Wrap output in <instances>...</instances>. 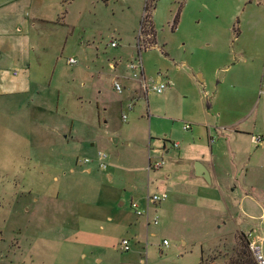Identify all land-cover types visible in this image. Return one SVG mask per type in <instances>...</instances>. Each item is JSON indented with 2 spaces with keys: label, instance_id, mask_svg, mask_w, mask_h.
I'll return each instance as SVG.
<instances>
[{
  "label": "rangeland",
  "instance_id": "1",
  "mask_svg": "<svg viewBox=\"0 0 264 264\" xmlns=\"http://www.w3.org/2000/svg\"><path fill=\"white\" fill-rule=\"evenodd\" d=\"M145 1L37 7L36 84L0 98V264H230L241 233L264 239V0H154V45ZM201 193L217 210L192 203Z\"/></svg>",
  "mask_w": 264,
  "mask_h": 264
},
{
  "label": "crops",
  "instance_id": "2",
  "mask_svg": "<svg viewBox=\"0 0 264 264\" xmlns=\"http://www.w3.org/2000/svg\"><path fill=\"white\" fill-rule=\"evenodd\" d=\"M57 2L58 0H0V98L28 96L33 91L36 79L31 69L34 57L39 55L36 39L38 40L48 23V19L42 17L37 7H52ZM61 139L69 149L72 137L67 139L63 135ZM209 180L208 184L211 183L210 177ZM200 195L196 203L192 201L193 204H197L199 208L217 210L220 198L214 199L202 193ZM218 209L221 213L230 212V208L224 203Z\"/></svg>",
  "mask_w": 264,
  "mask_h": 264
},
{
  "label": "built area",
  "instance_id": "3",
  "mask_svg": "<svg viewBox=\"0 0 264 264\" xmlns=\"http://www.w3.org/2000/svg\"><path fill=\"white\" fill-rule=\"evenodd\" d=\"M114 43L110 42V46H113ZM138 57V56H137ZM132 58L131 61L128 62L127 64V68L130 70L131 72V76L132 77H139L141 79V84L140 87L142 89H144V84L142 82V78H141V65L140 62L138 60V58ZM66 62L69 64H74L76 62V60L74 58H68L66 59ZM111 87L113 89L114 92L119 93L121 91V85L118 83V81L116 80H112L111 82ZM168 87V83L167 81H162L161 78L158 76L157 77V84L153 87L152 91L155 93H160L161 91H163L165 88ZM127 107H130V104H127ZM122 118H124V116L122 115ZM184 129L186 130L187 127L185 126ZM252 142L255 144H260L261 143V139L259 137H252ZM212 141V140H211ZM173 147H176V143L172 144ZM105 158V154L101 151H97L96 153V159H97V165L99 168L103 169L105 167L103 159ZM87 160L85 158L82 159V162H86ZM162 165V161H156L153 162L151 165H149L148 169L151 170H156L158 168H160ZM166 199V193H164V191L161 192H157V193H149L146 195V206L147 208H149L150 205H157L159 204L161 201ZM130 208L133 209L134 213L138 216L142 215V213H140L136 207V203L135 202H130L129 204ZM147 208L145 209V219L146 222L149 223V219L147 218ZM152 224H157V218L154 217L151 220ZM246 236V240L248 242L247 244V252L249 254V256L251 257V259L253 260L252 262L254 264H264V240L263 237L255 234H251L250 236V232L248 234L244 233ZM165 243V241L163 242V244ZM119 247L122 250H127V242L125 239L120 240V242L118 243Z\"/></svg>",
  "mask_w": 264,
  "mask_h": 264
},
{
  "label": "trees",
  "instance_id": "4",
  "mask_svg": "<svg viewBox=\"0 0 264 264\" xmlns=\"http://www.w3.org/2000/svg\"><path fill=\"white\" fill-rule=\"evenodd\" d=\"M146 0L142 6V13L138 22V30L139 32L149 35V40L148 44L154 45L155 41V36H154V29L152 26V21H151V10H153V7H155V1L154 0H149L150 3L147 2ZM176 22V17L174 19V23ZM138 46L136 47V51L138 52ZM241 236L244 237L245 239V249H233L234 255L232 258H230L229 263L230 264H254L247 252V240L246 236L244 233H241ZM203 257H202V251H200V257L198 260V264L203 263Z\"/></svg>",
  "mask_w": 264,
  "mask_h": 264
},
{
  "label": "water",
  "instance_id": "5",
  "mask_svg": "<svg viewBox=\"0 0 264 264\" xmlns=\"http://www.w3.org/2000/svg\"><path fill=\"white\" fill-rule=\"evenodd\" d=\"M193 172L195 175H197L199 178H201L202 180H204L206 183H209V173L207 171V169L198 161H195L193 163Z\"/></svg>",
  "mask_w": 264,
  "mask_h": 264
}]
</instances>
